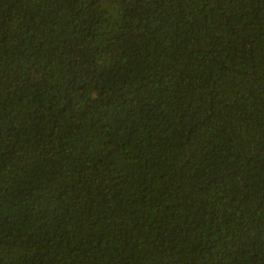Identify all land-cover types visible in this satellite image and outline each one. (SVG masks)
Segmentation results:
<instances>
[{"label":"trees","instance_id":"obj_1","mask_svg":"<svg viewBox=\"0 0 264 264\" xmlns=\"http://www.w3.org/2000/svg\"><path fill=\"white\" fill-rule=\"evenodd\" d=\"M0 264H264V0H0Z\"/></svg>","mask_w":264,"mask_h":264}]
</instances>
